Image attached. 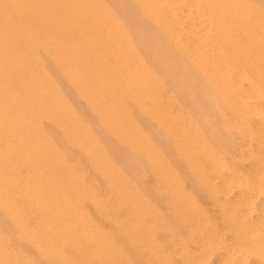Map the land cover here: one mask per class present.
<instances>
[{
	"label": "rangeland",
	"instance_id": "1",
	"mask_svg": "<svg viewBox=\"0 0 264 264\" xmlns=\"http://www.w3.org/2000/svg\"><path fill=\"white\" fill-rule=\"evenodd\" d=\"M56 1L58 3V7L61 9V4L64 1ZM105 1L107 2V0ZM111 1L112 0H108V3H111ZM34 36L35 37L31 35L32 38L29 44H25L26 47L23 46V49L21 48L22 51L20 55L24 56L23 58L21 56L20 59L22 63H24V65H19L21 70H16V76L11 75L13 77L12 79L11 76L7 75L6 71L3 73L0 72V79H6L5 84L7 83L10 87L7 88L8 85L6 84V90H4L5 87L3 86L2 90L0 89V107L5 108L6 111H8L6 112V116L10 117V127L9 125L6 126V124L3 123L0 118V122L3 124L2 125L0 123V126L2 125L0 129L3 128L2 130H0V256H2L0 257V264L6 263V259L4 258L5 256L9 258V264H118L119 261L112 258L111 256H114L115 253L120 254L121 252L122 258L125 259L126 264H264V111H262V109H264V91H262V89L264 90V81H258L260 83H258L259 85L257 84V82L252 81V77H254V73L252 72V77L251 74L249 76L250 81L248 83L250 84L247 83L248 86L247 84L243 85V83H238L239 85L235 84L231 86L219 84L216 87L217 90L215 89L216 91H214L212 88H208V84L202 82V80L200 81L198 79L190 78L191 76L186 75V71L184 72L183 70L178 69L173 65H169L168 63L165 64L164 61L167 59V57L164 58L165 55H160L159 53L155 54L156 57L154 55L153 58L149 56L156 66V68L154 66V70H157L159 75L161 73V76H163L166 81H170H167V84L164 86V88L168 89L167 91L170 95L167 100H170L171 106L183 111L185 122H188V124H190L191 126V131H189L188 129L184 131V135L182 137V142L180 145H176L170 142L167 138H165L162 132L155 126V124L151 120L144 118L137 112L135 107H133L129 103L126 104V102L121 100V98H117L118 93L116 94V92H118L119 88H115V91L111 90L113 94H110L111 92L109 91L107 103H111L112 106L116 109L115 115L109 113V122L114 121L117 123L119 121L121 122L122 119V124H124L125 119H127L128 117L131 119V121L134 123L135 128L134 133H129L130 139H138V133L147 138L152 144L155 151L158 153V155L161 156L162 160L164 161L168 170V174H172V177L170 179L160 180L153 174L152 167L149 163L139 162L137 164L133 163L134 166L131 165L132 160H136L137 156L132 153L131 149H129L128 147L126 148V145H123L116 136L109 132L106 126V124L109 122H102L105 117L103 118V116L95 114V111L90 108L91 105L87 103V101L85 102L84 100H82L80 96H78L79 94L75 88V85H71L65 70L63 71L61 68L58 69L59 67L56 68L58 66V59H56L57 55L49 53L45 50H42L43 52L41 51L42 46L44 47V45L47 44V40L45 37L49 35H41L40 37L38 35ZM64 36L70 37L71 35H54V37L57 38H64ZM41 41H43L44 43H41ZM34 42L38 43V45ZM25 48H29V52L27 50L26 52L24 50ZM34 49H36V53ZM38 50L42 52L41 54L39 53L41 56L38 55ZM25 52L27 53V55H25ZM36 54L38 55L37 58L35 57ZM33 56L35 59H33ZM40 58L43 59L39 60ZM47 58H51L52 61L51 59L47 60ZM30 59L34 61L32 62ZM44 59L46 60V62ZM47 62H49L50 65H48ZM52 63L54 64L53 66ZM106 63H109V66L111 67L113 66V61L111 60L110 62L108 60ZM22 66H26V68L23 69L24 67ZM46 66L48 68H46ZM30 67L33 72L30 70ZM32 67H34V69ZM19 74H22V76H19ZM26 74H30L32 75L33 79L38 80L35 87H23L21 85L23 83L22 81H24V83L26 82V78H24ZM80 74L84 83L86 81H88L86 82V84L92 83L93 80L86 71H80ZM109 75L110 74H108V76ZM113 78L114 76L112 75L109 77L110 80ZM46 79L48 81H46ZM14 82L16 83V86H14ZM47 82L48 84H46ZM200 82L202 83L200 84ZM42 83L43 85H40ZM10 84L13 85L14 89H12V85ZM69 84L70 86H68ZM93 84L97 85L98 87L102 86V84L94 81ZM37 85H40L41 87L44 86L45 88L39 89L37 88ZM18 86L20 87V90L18 89ZM233 86L236 88H234ZM237 86L239 87L237 88ZM250 86H253V88H250ZM22 87L27 88V91L23 92V90L21 89ZM37 89L40 91L38 92ZM43 89L48 94L53 89H56L59 92V98L62 97V99L64 98L63 100L65 101H63L62 99L60 100H62L67 105L70 103L68 106L70 107L69 109L71 110V112H73L72 115L74 114V123H76L72 127L78 128L79 125L80 128L78 129L80 130L81 134L87 135V137L91 141V144L95 146V151H103L107 161H112L111 163L116 165V169L119 170L118 172L122 174L125 180L128 181L132 186H134V211L136 213L134 216L136 221L134 225V245H131L126 240V236L121 235L120 230L116 228L115 225H113V220L111 221V218L115 216L121 217L124 220L125 215L122 212L118 211V209L116 208L117 200L114 199L113 195L111 196V194L108 192V182H106V180L97 172L96 168L89 159V155L87 153L84 154V152L78 153L77 150L75 151V148L68 144L65 140L62 130L55 124H53L52 120L50 119L51 116L57 112L58 100H56L55 102H51V104H46V102H41L40 100H38ZM15 90L17 91L15 92ZM249 90L253 94L250 93ZM74 91L77 95L74 93ZM25 92H30L32 94V97L24 95ZM242 92H244V94ZM35 93H39V95H35ZM33 97L34 101H31L30 98H32L33 100ZM262 98L263 100H261ZM242 100L245 101L244 105V101ZM255 100H257V102ZM258 101L260 103H258ZM143 102L145 103L144 106L148 109L153 108V105L149 103V100H143ZM42 104L45 106H43ZM252 105L254 106V108ZM19 107L21 108L19 109ZM52 110H54L55 112H53ZM88 111H90L91 114ZM9 112H12L13 115ZM234 112L236 114H234ZM105 113L107 115L108 112ZM89 114L90 116L93 115V118L90 117ZM75 115H77L78 117ZM48 116H50V118ZM16 117H19V119L21 118L22 120H19ZM39 117L41 118L39 119ZM44 117L47 118L45 119ZM137 118H139L140 120H137ZM19 121L21 124L19 123ZM36 122L39 124L37 125ZM99 124L100 126H102V128L99 127ZM31 125L32 128L30 127ZM141 125L143 126V128ZM36 130V133H38L39 131L44 135L45 139L47 135L46 142L50 146V149L48 148L49 150L47 149V146L45 144H43L42 147L40 139L38 140L37 135L34 132ZM144 130L148 131L145 132ZM89 132L92 134H90ZM224 132L226 133V136ZM32 133L35 135H33ZM104 133L106 134V136ZM108 137L110 140L108 139ZM223 137H225L226 139H223ZM100 138H105L107 139V141L104 139L103 143L102 139ZM36 139L38 141H36ZM153 139L155 142L153 141ZM216 139L218 140V142ZM8 140H10L11 143ZM111 142H113V148H117V151L121 149L120 152L122 151V155L121 153H119V151L117 153V151L112 147L111 150L116 151V153L114 151L112 153L109 152V144H111ZM114 143L116 144L115 146ZM103 144H105L104 147ZM69 145L72 148H70ZM105 146H107V148ZM110 146H112V144ZM160 148L163 151H161ZM123 150H125L126 153ZM52 151L53 154L51 156ZM74 152L76 154H74ZM25 153L28 157L24 156ZM56 153L57 155L59 154V157H62L60 158L61 163L54 159L53 155H56ZM37 154H39L38 157ZM77 154L80 155L78 156ZM113 155L114 158L112 157ZM167 155H170V157H167ZM80 156H85L84 158H86L87 156V158L82 159V157ZM52 158L54 160H52ZM115 159H117V161ZM87 161L89 162L87 163ZM115 161L118 162V164ZM55 162L56 165L54 164ZM62 164H64L65 166H62ZM125 164L127 165L128 170ZM52 165H54L55 167ZM72 170L73 172H71ZM137 170H139L140 172ZM58 171L61 172L59 173ZM67 172H69V174ZM51 173L54 174L52 175ZM55 174L56 176H54ZM239 175L240 177H243L240 178ZM248 175H255V178L252 176L253 178L250 179ZM97 176L100 177L98 178ZM180 176L182 177V180ZM54 177L58 178L56 179ZM59 177H62V180L59 179ZM76 177L79 179L77 180ZM101 177L104 181L100 179ZM246 178L250 179L251 182H247ZM22 179L23 181L21 182ZM69 180L71 182H67ZM75 180H77V182H80L76 183ZM252 180L254 182H252ZM72 181H74L75 184L72 183ZM40 182L42 184H40ZM58 183H61L63 185ZM65 183V187H67V190L65 189V187H63ZM75 185H77V187ZM21 186L23 187L21 188ZM2 187L5 188L2 189ZM53 187L55 188V190ZM79 187L82 188L80 189ZM242 188L244 190H241ZM246 188L248 189L245 190ZM10 189H12V191ZM79 189L81 192L79 191ZM87 192L93 197L92 199H88V197L85 195V193ZM27 193L28 195H26ZM71 193L73 196H71ZM3 194L6 197H4ZM60 194L65 196V199H61ZM261 196L263 198H260ZM1 197L4 198V200ZM67 197H69L71 203ZM41 198L43 201L41 200ZM72 201L74 202V204L72 203ZM6 203L9 206H7ZM37 206L39 208H37ZM6 207L12 210H9ZM71 207L76 208L71 209ZM13 209H15L16 211ZM4 211L6 214H8L9 212L10 213L6 215ZM64 213L66 216H64ZM72 214H74V216ZM1 215L4 216L2 217ZM89 223H91L92 225ZM23 227L29 234L32 233L30 234L31 236H39L38 238L35 237L39 244L38 249H35L37 247H33L34 245H31V241L29 242V240H27V237H25L26 234H22L21 229ZM91 228L97 229L100 233V237L102 238H99V242L95 246L96 248L92 246L95 244L92 241L88 240V235L82 231L84 229L87 230ZM27 229H31V232H29V230ZM126 232L127 229H125L124 233L126 234ZM20 237H22L23 239ZM45 248H47L46 250L49 252L56 251L60 254H64L63 259H60L52 252L51 256H53V254L54 256L48 257V259H46L41 254V252ZM96 249L102 250L105 254V257L101 258L100 256H98V253L94 252ZM81 250H83L84 252ZM249 253L254 256H249ZM131 254H134V257L133 255L131 256ZM51 258L53 259L51 260ZM93 258L94 260H92Z\"/></svg>",
	"mask_w": 264,
	"mask_h": 264
},
{
	"label": "bare ground",
	"instance_id": "2",
	"mask_svg": "<svg viewBox=\"0 0 264 264\" xmlns=\"http://www.w3.org/2000/svg\"><path fill=\"white\" fill-rule=\"evenodd\" d=\"M62 1H64V2L61 4L62 7L60 9L57 5L58 3L56 0H0V72L3 73L6 71L8 76H11V75L16 76V70H18V71L21 70L19 65H24V63H22V61L20 59V57L22 56V55H20L21 51H22L21 48L23 49V46L26 47V45L29 44V42L32 38L31 35L33 37H35L34 35H38L39 37L41 35L42 36L43 35L44 36L49 35V36L45 37L47 40V42H46V40H45V42L47 44L44 45V47L42 46L41 51L45 50V51H48L49 53L57 55L56 59H58V61H57L58 66L55 65V66H57L56 68L59 67L58 69L61 68L63 71L65 70V72L67 73L68 78H69V79L68 78L67 79L69 80L71 85L72 84L75 85V88L79 94L78 96H80L82 100H84L85 102L87 101V103H89L91 105L90 108H92L95 111V114H98L99 116H103V118L105 117L104 120L102 121L104 123H107L110 121V118H109L110 114L109 113H112L113 115L116 114L115 107H113L111 103H107V97L109 96V91L111 92V90L113 91L115 88H119L118 92H116V94L118 93L117 98H121V100L125 101L126 104L129 103L130 105L135 107L137 112L139 114H141L144 118L151 120L155 124V126L162 132V134L165 136V138H167L170 142H172L176 145H180L182 142V137L184 135V131L187 129L189 131H191L190 124H188V122H185L183 111L181 109H176L173 106H171L170 100L169 101L167 100L170 97V95L168 94V91H167L168 89L164 88V86L167 84V81H169V80L166 81L163 78V76H161V73L159 75L157 70L156 71L154 70L155 65H154V62L150 59V57L153 58V56L155 54L160 53V55H165L164 58L167 57V59L164 61L165 64L168 63L169 65H173L174 67L183 70L184 72L186 71V75L191 76L190 78L198 79L200 81L202 80V82L208 84V88L210 87L214 91L217 90L216 87L219 84L231 86V85H235L238 83L239 84L243 83V85H245L250 81L249 76L251 74V77H252L253 73H254V77H252L253 78L252 81L257 82V84L259 83L258 81H260V82L264 81V0H112L111 3H108V0H107V2L105 0H62ZM63 4H65L66 6ZM63 6H65V7H63ZM50 35H53V36H50ZM54 35H71V36L70 37L64 36V38L59 37L60 38L59 39L57 37H54ZM35 39H38V38H35ZM63 39H64V41H63ZM61 40L63 41V43ZM43 41H41V43H44ZM34 43H36V42H34ZM36 44L38 45V43H36ZM29 48H31V47H29ZM28 49L25 48L24 50L28 51ZM34 50L36 53V49H34ZM31 51H33V50H31ZM39 51L40 50H38V55H40L43 52V51L42 52L41 51L39 52ZM25 55H27V53ZM38 55L36 54L35 57L37 58ZM23 56H22V58H23ZM30 56H31V54H30ZM28 57H29V55H28ZM46 57H45V59H46ZM155 57H156V55H155ZM33 59H35L34 56H33ZM41 59H43V58H40L39 60H41ZM48 59H51V58H47V60ZM30 60H28V61H30ZM44 60H42V61H44ZM108 60H109V62H110V60L113 61L112 67L109 66V63L108 64L106 63ZM25 61H26V58H25ZM51 61H52V59H51ZM37 62H38V59H37ZM45 62H46V60H45ZM49 62H47L48 65H50ZM13 63H15V64H13ZM29 64H30V62H29ZM34 64H35V62H34ZM53 65L54 64L52 63V66ZM110 65H111V63H110ZM26 66L25 67L22 66V67H24L23 69H25ZM47 66H46V68H48ZM32 68L34 69V67H32ZM155 68H156V66H155ZM30 70H31V67H30ZM37 70H39V69H37ZM48 70H50V69H48ZM31 71L33 72V70H31ZM80 71H86L94 82H98V83L102 84V86L98 87L97 85H94L93 81L90 84H88V83L86 84V82H88V81H86L84 83L82 80ZM58 72H60V71H58ZM108 74H110V75L108 76ZM20 75L22 76V74H19V76ZM111 75L114 76V78L110 80L109 77ZM36 76H39V75H36ZM24 78H26V80H25L26 82L24 83V81H22L24 83V84L23 83L21 84L23 87H32V86L35 87V85L37 84L36 82L38 80L33 79L32 75H30V74L29 75L26 74V76ZM12 79H13V77H12ZM39 79H40V77H39ZM108 79H109V81H108ZM17 80H19V79H17ZM46 81H48V80L46 79ZM90 81H91V79H90ZM5 82H6V79L5 80L0 79V89L1 90L3 87L6 86L7 83L5 84ZM43 82H45V81H43ZM51 82H52V80H51ZM195 82H196V80H195ZM202 82H200V84ZM193 83H192V85H193ZM14 84H15L14 86H16L15 82H14ZM46 84H48V82ZM248 84H250V83H248ZM248 84H247V86H248ZM10 85H12V84H10ZM40 85H43V83ZM40 85L39 86L37 85V88H39V89L45 88L44 86L41 87ZM68 86H70V84ZM8 87H9V85L7 86V88ZM23 87L21 88L23 90V92L27 91V88H23ZM238 87L239 86H237V88ZM259 87H261V86H259ZM259 87H258V89H259ZM234 88H236V87H234ZM250 88H253V86H250ZM12 89H14L13 85H12ZM18 89L20 90V87ZM56 89H53L49 94L46 93L45 90L43 89L38 100H40L41 102H46V104L47 103L51 104V102H53V101L55 102L56 100H58L57 101V103H58L57 112L55 114H53L51 116V118H50V116H48V117L52 120L53 124H55L57 127H59L62 130V133L64 134L65 140L67 141L68 144H70L72 147L75 148L74 149L75 151L77 150L78 153L84 152V154L87 153L89 155V159L92 162V164L94 165V167L96 168L97 172L106 180V182H108L107 183L109 186L108 192L111 194V196L113 195L114 199L117 200L116 208L118 209V211L122 212L125 215L124 220L121 217L115 216V217L111 218V221L113 220V222H112L113 225H115L116 228H118L120 230L121 235L126 236V238H127L126 240L131 245H134V225L136 223L135 217H134L136 214L134 211V205H135L134 204V199H135L134 198V186H132L128 181L125 180V178L122 176V174L120 172H118L119 170L116 169V165L111 163L112 161L111 162L107 161L106 157L104 156L103 151H101L102 153L98 150H97L98 152L95 151L96 148H95V146H93V144H91V141L87 137V135L84 134L85 135L84 136L81 134L80 130L78 129V128H80L79 125H78V128L72 127L76 123H74L75 122L74 117H73L74 114L72 115L73 112H71V110L69 109L70 107L68 106L70 103L68 105L66 103H64L63 102V101H65V100H63L64 98L63 99H62V97L59 98L60 95ZM244 89H245V87H244ZM4 90H6V87ZM16 91L17 90H15V92ZM39 91L40 90H38V92ZM192 91H194V90H192ZM262 91H264V90L262 89ZM10 92H11V90H10ZM10 92H9V94H10ZM249 92H250V90H249ZM25 93H24V95L32 97L31 96L32 94L30 92H25ZM74 93L76 94L75 91H74ZM242 93L244 94V92H242ZM250 93H252V92H250ZM19 94H17V95H19ZM110 94H113V92H111ZM207 94H208V92H207ZM235 94H237V93H235ZM35 95H39V93H37V94L35 93ZM177 95H179V94H177ZM181 95H183V94H181ZM37 97H35V98H37ZM196 97H197V95H196ZM182 98H183V96H182ZM30 99H31V101H34V97H33V100H32V98H30ZM60 99H62L63 101ZM143 100L144 101L149 100V103H151L153 105V108L148 109L147 107H145L144 106L145 103L143 102ZM244 100H245V98H244ZM244 100H242V101H244ZM261 100H263V98ZM255 101L257 102V100H255ZM30 103H32V102H30ZM244 103H245V101L243 102V105H244ZM258 103H260V102L258 101ZM20 104H21V102H20ZM82 104H83V102H82ZM146 104H147V102H146ZM85 105H87V104H85ZM247 105H249V104H247ZM256 105H257V103H256ZM43 106H45V105H43ZM261 106H262V104H261ZM119 107H121V106H119ZM259 107H260V104H259ZM20 108L21 107H19V109ZM121 108H123V107H121ZM227 108H228V106H227ZM253 108H254V106H253ZM16 111H14V112H16ZM42 111H40V112H42ZM52 111L55 112L54 110H52ZM52 111H51V113H52ZM74 111H76V110H74ZM262 111H264V109H262ZM6 112H8V111H6L5 108L0 107V118L3 121V123L6 124V126L9 125V127H10V122H9L10 117L6 116ZM88 112L90 113V111H88ZM105 112H108L107 115ZM9 113L12 114V112H9ZM90 114H89V116H90ZM119 114H121V113H119ZM132 114H134V113H132ZM234 114H236V113L234 112ZM20 115H22V114H20ZM75 116H77V115H75ZM92 116H90V117H92ZM248 116H250V115H248ZM41 117H39V119ZM138 117H139V115H138ZM255 117H253V118H255ZM14 118H15V116H14ZM44 118L46 119L47 117H44ZM17 119H19V117ZM138 119L139 118H137V120ZM206 119H207V117H206ZM122 121H123L122 119H121V122L119 121L117 123L112 121V122L107 123L106 126H107V128L111 134L116 136L117 139L120 142H122L123 145H126V148L128 147L129 149H131L132 153L137 156L136 157L137 159L135 158L136 160H132L131 165H133V163L137 164L139 162L149 163L152 167L153 174L156 176V178H158L160 180L170 179L172 177V174H170V173L168 174V170L166 168L164 161L162 160L161 156L158 155V153L155 151V149L153 148V146L149 142V140L147 138H145L143 135H141L140 133H138V137H139L138 139H136V140H134V138L130 139L129 133L130 134L132 132L134 133V128H135L134 123L131 121V119L129 117L127 119H125L124 124H122ZM80 122H81V120H80ZM19 123H20V121H19ZM49 123H51V122H49ZM49 123H47V124H49ZM36 124L38 125L39 123L36 122ZM43 124H44V122H43ZM68 125H69V127H68ZM84 125H86V124H84ZM1 126H0V128H1ZM30 127L32 128V125ZM48 127H49V125H48ZM99 127L102 128V126H100V124H99ZM103 127H104V125H103ZM85 128H86V126H85ZM142 128H143V126H142ZM2 129H0V130H2ZM5 129H6V127H5ZM252 130H254V129H252ZM146 131H148V130H146ZM34 132L36 133L37 130ZM52 132H53V130H52ZM42 133H43V129H42ZM42 133H40L38 131V133H36L37 138H38V140L40 139V143L42 144V147H43V144H45L47 146V149L48 148L50 149L49 144L46 142L47 135H46V139H45V137ZM58 134H60V133H58ZM90 134H92V133H90ZM33 135H35V134H33ZM105 136H106V134H105ZM225 136H226V133H225ZM21 137H22V135H21ZM99 137H100V135H99ZM207 138H209V137H207ZM224 138L225 137H223V139ZM100 139H102V138H100ZM104 139L105 138L102 139L103 143H104V141H103ZM108 139H109V137H108ZM38 140L36 139V141H38ZM105 140L107 141V139H105ZM209 140H211V139H209ZM8 141L11 143L10 140H8ZM153 141H154V139H153ZM63 142H64V140H63ZM217 142H218V140H217ZM111 144H112V146H110ZM111 144H109L110 150H111V147L113 148V142H111ZM22 145H24V144H22ZM22 145H20V146H22ZM70 145H69V147L72 148ZM104 145L105 144H103V147H104ZM115 145L116 144L114 143V146ZM15 146H16V144H15ZM105 147L107 148V146H105ZM51 148H53V147H51ZM29 149H31V148H29ZM113 149L116 150L117 148L116 149L113 148ZM37 150H38V148H37ZM99 150H100V148H99ZM110 150H109V152H111V153L114 151V150H111V151ZM120 150H118V151L122 155V151L120 152ZM116 151H114V152L116 153ZM118 151H117V153H118ZM123 151H125V150H123ZM161 151H163V150L161 149ZM125 153H126V151H125ZM52 154H53V151L51 153V156H52ZM74 154H76V153L74 152ZM38 155L39 154H37V157H38ZM58 155L56 153V155L54 154L53 157L59 163H61L60 158H62V157H59ZM170 155L169 156L167 155V157H170ZM24 156H26V153ZM26 157H28V156H26ZM80 157H82V156H80ZM84 157H82V159L87 158V156H86V158H84ZM112 157L114 158V155ZM64 158H65V156H64ZM195 158H196V156H195ZM54 159L52 158V160H54ZM63 159H62V161H63ZM115 160L117 161V159H115ZM88 162L89 161H87V163ZM116 163L118 164V162H116ZM54 164L56 165V162ZM227 164H228V162H227ZM47 165H48V163H47ZM120 165H121V163H120ZM52 166H54V165H52ZM62 166H65V165L62 164ZM246 166H247V163H246ZM126 167H127V165H126ZM1 169H3V168H1ZM64 170H65V168H64ZM127 170H128V167H127ZM139 170H137V171H139ZM36 171H38V170H36ZM71 172H73V170ZM130 172H133V171H130ZM67 173L69 174V172H67ZM247 174H248V171H247ZM54 176H56V174ZM252 176L255 178V175H252ZM252 176L251 175L249 176L250 179L253 178ZM97 177L99 178L100 176H97ZM102 177L100 178L101 180H103ZM239 177H240V175H239ZM242 177H240V178H242ZM22 178H24V177H22ZM54 178H56V177H54ZM180 178L182 180L181 176H180ZM59 179L62 180V177L61 178L59 177ZM78 179L79 178H77V180ZM250 179H247V182H249V181L251 182ZM50 180H52V179H50ZM77 180H75L76 183L80 182V181L77 182ZM22 181H23V179L21 180V182ZM254 181H255V179H254ZM254 181L252 180V182H254ZM41 182H40V184H42ZM48 182H50V181H48ZM67 182H71V181L69 180ZM56 183H54V184H56ZM72 183L75 184L74 181H72ZM83 183H82V185H83ZM58 184H61V183H58ZM46 185H47V183H46ZM61 185H63V184H61ZM65 185H66V183L64 184L63 187H65ZM75 186L77 187V185H75ZM5 187H2V189ZM22 187L23 186H21V188ZM82 187H79V188L81 189ZM55 188H54V190H55ZM243 188H245V187H243ZM243 188L241 190H244ZM248 188H246L245 190H247ZM29 189H31V188H29ZM65 189L67 190V187H65ZM80 189H79V191H80ZM84 189H85V187H84ZM217 189H219V188H217ZM10 190L12 191V189H10ZM59 190H60V188H59ZM3 191H5V190H3ZM82 191H84V190H82ZM24 192H25V190H24ZM63 192H64V190H63ZM9 193H10V191H9ZM1 194H2V191H1ZM16 194H17V192H16ZM258 194H259V192H258ZM26 195H28V193ZM85 195L88 197V199L93 198L91 195L88 194V192L85 193ZM34 196H33V198H34ZM71 196H73L72 193H71ZM4 197H6V196L4 195ZM20 197H22V196H20ZM24 197H25V195H24ZM60 197H61V199H65V196H63L61 194H60ZM263 197H264V195H263ZM263 197L261 196L260 198H263ZM67 198L69 200V197H67ZM139 198H140V196H139ZM2 199L4 200V198H2ZM41 200H42V198H41ZM73 201H72V203L74 204ZM88 201H90V200H88ZM37 203H38V201H37ZM70 203H71V201H70ZM7 206H9V205L7 204ZM12 207H14V206H12ZM6 208H8V207H6ZM37 208H39V207L37 206ZM72 208L74 209L76 207H71V209ZM261 209H262V207H261ZM9 210H12V209H9ZM13 210H15V209H13ZM72 211H74V210H72ZM4 213H5V211H4ZM8 214H6V215H8ZM72 215L74 216V214H72ZM139 215H141V214H139ZM1 216L3 217L4 215H1ZM64 216H66L65 213H64ZM59 220H61V219H59ZM89 220H90V218H89ZM89 224H91V223H89ZM20 225H21V223H20ZM86 225H87V223H86ZM24 226H25V224H24ZM82 226H83V224H82ZM125 229H127L126 234L124 233ZM27 230H29V229H27ZM30 230H29V232H31ZM21 231H22V234H26L25 237H27V240H29V242L31 241V243H32L31 245H34L33 247H37L35 249H38L39 244H38L36 238H38L39 236L38 237L31 236L30 234H32V233L29 234L25 230L24 227L21 229ZM82 231L88 235V240L92 241L95 244L92 246L95 247L97 245V243L99 242V238H101L99 231L97 229H93V228L87 229V230L84 229ZM34 234H36V233H34ZM36 235H38V234H36ZM119 236H120V234H119ZM20 238H22V237H20ZM0 239H1V237H0ZM118 240H119V238H118ZM23 241H26V240H23ZM78 243H79V241H78ZM51 244H54V243H51ZM82 244H83V242H82ZM47 248H45L43 250L44 252L40 251L41 254L46 259H48V257H53L54 254L56 256H58L60 259H63L64 254H60L56 251H53V252L51 251L52 253H54L53 256H51L52 254H51V252L46 250ZM125 249H127V248H125ZM109 250H111V249H109ZM81 251H83V250H81ZM94 252L98 253V256H100L101 258L105 257V254L102 250L96 249ZM2 253H3V251H2ZM121 253L120 254L115 253V255L111 256V257L114 259H117V261H119L118 264H126V261H125V259L122 258ZM94 255H93V257H94ZM132 255L134 257V254H131V256ZM250 255L254 256V255L249 253V256ZM0 257H2V256H0ZM4 258L6 259V263L9 264V261H10L9 258L7 256H5ZM52 259L53 258H51V260ZM92 260H94V258ZM132 260H133V258H132Z\"/></svg>",
	"mask_w": 264,
	"mask_h": 264
}]
</instances>
